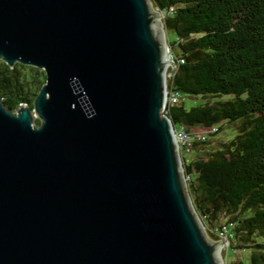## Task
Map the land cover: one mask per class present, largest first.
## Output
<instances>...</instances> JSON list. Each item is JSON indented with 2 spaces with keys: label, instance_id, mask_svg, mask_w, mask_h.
Wrapping results in <instances>:
<instances>
[{
  "label": "water",
  "instance_id": "water-1",
  "mask_svg": "<svg viewBox=\"0 0 264 264\" xmlns=\"http://www.w3.org/2000/svg\"><path fill=\"white\" fill-rule=\"evenodd\" d=\"M151 6L0 0V61L45 73L31 109L0 95V264L223 263L162 112Z\"/></svg>",
  "mask_w": 264,
  "mask_h": 264
},
{
  "label": "trees",
  "instance_id": "trees-1",
  "mask_svg": "<svg viewBox=\"0 0 264 264\" xmlns=\"http://www.w3.org/2000/svg\"><path fill=\"white\" fill-rule=\"evenodd\" d=\"M151 2L175 62L167 89L181 94L164 113L173 127L211 130L180 156L193 207L212 240L226 226L228 248L264 264V0ZM44 81L43 70L0 61L9 110L31 109Z\"/></svg>",
  "mask_w": 264,
  "mask_h": 264
},
{
  "label": "built area",
  "instance_id": "built-area-1",
  "mask_svg": "<svg viewBox=\"0 0 264 264\" xmlns=\"http://www.w3.org/2000/svg\"><path fill=\"white\" fill-rule=\"evenodd\" d=\"M170 58H171L170 65H172V72H173V69L175 67V62L172 59V55ZM180 98H181L180 92L176 90L169 91L166 87L165 105L162 112L164 113V110L167 105L177 103L180 100ZM209 131L211 130H201L199 132L192 133L187 131L184 126L174 127L172 133L176 143L177 150L179 152V156H181V153H189L192 150V142L194 140L204 139ZM218 236L219 238L216 241L222 242L221 249L224 248L227 253V249L229 246V236H231V233H229L227 227L224 226L221 230H218Z\"/></svg>",
  "mask_w": 264,
  "mask_h": 264
},
{
  "label": "rangeland",
  "instance_id": "rangeland-1",
  "mask_svg": "<svg viewBox=\"0 0 264 264\" xmlns=\"http://www.w3.org/2000/svg\"><path fill=\"white\" fill-rule=\"evenodd\" d=\"M155 10H157L156 8H155ZM157 11H159V10H157ZM160 12V11H159ZM161 13V12H160ZM160 15V14H159ZM162 18H163V16H161L160 15V20H161V23H163L162 22ZM162 35H163V39H165V41H166V43H167V47H168V52H169V54H171L170 53V47H169V42H168V40H167V35H166V32H165V30H164V28L162 27ZM170 61H171V58L169 59ZM170 64H171V62H170ZM168 70H167V72H166V81H167V78L170 76V74H171V72H172V65H169L168 66V68H167ZM39 70H41V69H39ZM185 101L187 102V104L189 105H191V103H192V100H190L189 98H186L185 99ZM14 112H16V110H14ZM32 115H33V121L34 120H39V118H38V116H37V114L34 112V111H32ZM202 130V128H198V129H194V130H192L191 132L192 133H195V132H199V131H201ZM224 133L223 132H221L220 134H219V136H221V135H223ZM192 155V154H191ZM184 156L185 157H188V156H190L189 154H184ZM180 164H181V158H180ZM184 174V173H183ZM183 184H184V189H185V193L187 194V196L190 198V195H189V192H188V188H187V178L185 177V175H184V179H183ZM191 199V198H190ZM200 218V217H199ZM201 220V219H200ZM201 223H202V230H203V232H204V234H206L207 235V232H206V228H205V226L203 225V222L201 221ZM208 236V235H207ZM222 260H223V263L224 264H231L232 263V261L233 260H235V261H238V260H240V261H243V264H249V261H248V251H240V250H237V251H235V252H233L232 251V249L231 248H228V251H227V253H226V251H225V249L223 248L222 249Z\"/></svg>",
  "mask_w": 264,
  "mask_h": 264
},
{
  "label": "bare ground",
  "instance_id": "bare-ground-1",
  "mask_svg": "<svg viewBox=\"0 0 264 264\" xmlns=\"http://www.w3.org/2000/svg\"><path fill=\"white\" fill-rule=\"evenodd\" d=\"M152 7V6H151ZM152 9H153V11L155 12V14L157 15V17H158V21H159V23L161 24V20H160V15H159V13L152 7ZM160 28H161V26H160ZM164 45H165V56H164V62H165V66H164V69H165V74H166V72H167V68H168V66L170 65V56H169V52H168V47H167V43H166V41H165V39H164ZM222 245V244H221ZM219 255L221 256L222 255V249H221V246H220V249H219ZM222 264H224V263H222Z\"/></svg>",
  "mask_w": 264,
  "mask_h": 264
}]
</instances>
